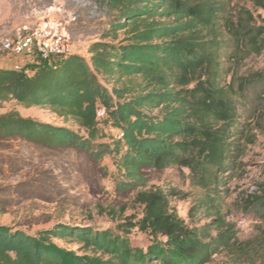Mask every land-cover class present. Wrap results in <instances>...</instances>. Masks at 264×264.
I'll use <instances>...</instances> for the list:
<instances>
[{
  "label": "trees",
  "instance_id": "trees-1",
  "mask_svg": "<svg viewBox=\"0 0 264 264\" xmlns=\"http://www.w3.org/2000/svg\"><path fill=\"white\" fill-rule=\"evenodd\" d=\"M226 2L122 0L108 28L89 44L88 58L37 55L32 64L0 67V108L13 100L48 108L63 121L0 112V139L74 148L93 160L108 156L120 191L140 184L143 167H185L196 186L210 190L200 210L208 211L219 199L222 174L240 153L238 107L256 81L223 80L228 44L235 55L246 41L258 42L244 16L230 24ZM213 215L145 252L110 229L57 223L29 234L0 224V264H207L235 237L232 225Z\"/></svg>",
  "mask_w": 264,
  "mask_h": 264
},
{
  "label": "rangeland",
  "instance_id": "rangeland-1",
  "mask_svg": "<svg viewBox=\"0 0 264 264\" xmlns=\"http://www.w3.org/2000/svg\"><path fill=\"white\" fill-rule=\"evenodd\" d=\"M121 1L0 0V67L33 63L37 54L28 37L44 21L67 35L71 53L88 58L89 44L108 28ZM225 7L230 24L244 16L241 21L258 42L254 47L246 41L235 55L228 44L223 80L256 81L242 94L240 153L222 174L214 207L200 211L210 190L196 186L185 167H143L140 184L120 191L115 188V168L108 156L93 160L74 148L0 139V224L29 234L57 223L110 229L145 252L153 243L164 246L171 236L189 234L219 213L232 225L235 237L229 250L215 254L207 264H264V9L256 0H227ZM6 39L19 43V50H6ZM12 109L39 121L63 123L48 108L24 107L13 100L5 102L0 112ZM55 242L65 249L77 248Z\"/></svg>",
  "mask_w": 264,
  "mask_h": 264
},
{
  "label": "built area",
  "instance_id": "built-area-1",
  "mask_svg": "<svg viewBox=\"0 0 264 264\" xmlns=\"http://www.w3.org/2000/svg\"><path fill=\"white\" fill-rule=\"evenodd\" d=\"M58 26L50 22H41L31 30L29 41L34 52L41 58L50 56H65L71 53L67 35L58 30ZM3 46L8 51L16 52L20 44L9 39L4 40Z\"/></svg>",
  "mask_w": 264,
  "mask_h": 264
},
{
  "label": "crops",
  "instance_id": "crops-1",
  "mask_svg": "<svg viewBox=\"0 0 264 264\" xmlns=\"http://www.w3.org/2000/svg\"><path fill=\"white\" fill-rule=\"evenodd\" d=\"M8 68V67H7Z\"/></svg>",
  "mask_w": 264,
  "mask_h": 264
}]
</instances>
